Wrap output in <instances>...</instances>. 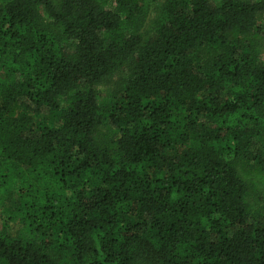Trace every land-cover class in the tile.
Segmentation results:
<instances>
[{
  "label": "trees",
  "instance_id": "1",
  "mask_svg": "<svg viewBox=\"0 0 264 264\" xmlns=\"http://www.w3.org/2000/svg\"><path fill=\"white\" fill-rule=\"evenodd\" d=\"M263 47L264 0H0V264H264Z\"/></svg>",
  "mask_w": 264,
  "mask_h": 264
},
{
  "label": "rangeland",
  "instance_id": "2",
  "mask_svg": "<svg viewBox=\"0 0 264 264\" xmlns=\"http://www.w3.org/2000/svg\"><path fill=\"white\" fill-rule=\"evenodd\" d=\"M261 53H262L261 57L264 60V47L262 48ZM100 89H102V88H100ZM102 91H104V89H102ZM12 214L9 213L8 211H2V216H3V218H5V222L9 228V230L11 231V233H15L18 230V220L16 217H11Z\"/></svg>",
  "mask_w": 264,
  "mask_h": 264
}]
</instances>
